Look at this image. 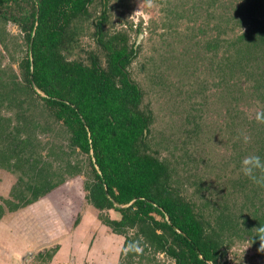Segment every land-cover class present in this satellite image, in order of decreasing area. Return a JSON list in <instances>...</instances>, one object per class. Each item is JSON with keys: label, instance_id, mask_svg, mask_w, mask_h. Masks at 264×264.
I'll return each mask as SVG.
<instances>
[{"label": "trees", "instance_id": "trees-1", "mask_svg": "<svg viewBox=\"0 0 264 264\" xmlns=\"http://www.w3.org/2000/svg\"><path fill=\"white\" fill-rule=\"evenodd\" d=\"M95 1L100 4L99 15L90 23L95 49L83 58H70L71 47L84 30L81 23L90 17L88 7ZM164 2L167 33L179 43L192 40L189 49L182 48L178 73L201 70L206 79L214 80L197 76L194 90L215 89L212 104L223 110L228 139L234 140L231 147L244 146L237 156L256 154L264 159V124L255 121L254 112L250 118L242 110L253 97L264 100V0ZM106 4L107 0H0V19L15 24L26 43L17 75H6L0 68V171L15 176L8 196L0 197V222L61 185L63 175H83L87 204L120 215L98 218L124 238L117 264H132L135 258L150 264L146 252L162 253L172 264H226L223 257L232 238L250 243L256 235L253 229L264 225V188L243 176L241 192L251 186L249 192H240L238 207L222 205L210 219L194 212L192 203L171 185L167 164L149 152L152 113L140 107L143 93L128 71L139 47L133 48L124 29L103 30ZM11 6L19 13L12 14ZM198 22L209 30H201ZM202 36L201 41L194 40ZM242 77L252 79L247 94L237 81L230 83ZM163 83L157 77L154 84ZM201 98L209 103L205 94ZM1 107L10 116L1 115ZM194 117L200 118L188 112L191 128L186 131L203 135ZM242 132L252 138L247 145L237 139ZM39 134L51 143L41 145ZM75 151L85 155L83 164L66 158ZM251 246L264 263L259 240Z\"/></svg>", "mask_w": 264, "mask_h": 264}, {"label": "rangeland", "instance_id": "rangeland-1", "mask_svg": "<svg viewBox=\"0 0 264 264\" xmlns=\"http://www.w3.org/2000/svg\"><path fill=\"white\" fill-rule=\"evenodd\" d=\"M164 1L153 0V6L148 7L146 3H142L143 0H107V23L103 25V30L113 32L124 29L131 43H135L137 35L141 34L136 45V48L139 47L138 55L129 65L128 71L142 90L140 107L152 113L153 121L146 139L150 147L149 152L167 164L172 176L171 185L185 200L192 203L194 212L210 219L211 215L219 211L220 206H231L236 203L238 207L242 202L240 182L243 175L239 172V167L244 156L237 155L244 150V146L240 147V150L231 147L234 140L228 139L223 110L212 104L215 100V97H212L215 89L207 88L203 93L194 90L193 81L202 75L199 72L201 70L193 74L191 71L184 75L178 73L179 60H182L185 51L182 48L185 45L186 49H189L192 40L179 43L167 33L164 24L167 26L168 23L165 22L163 10L168 4ZM99 10V1L88 7L90 17L81 23L84 30L78 36L77 43L71 47L70 58H83L87 51L95 49L92 36L94 29L90 23L95 22ZM9 11L12 14L19 13L14 6H11ZM5 15L9 14L5 12ZM213 22L212 19L208 24L211 25ZM196 26L197 24L193 25L194 28ZM198 26L201 30H209L205 24L200 25L198 22ZM0 37L3 40L0 43V68L6 75L11 73L17 75V64L23 57L26 46L22 34L15 24L10 21L3 23L0 19ZM202 39L204 36L194 40ZM170 50L173 52L170 53ZM170 57L174 59L171 60ZM164 58L166 59L163 60ZM204 70L207 74L214 75V72H209L208 67ZM157 77L163 79L166 85L154 84ZM201 78L206 79L204 75ZM206 81L212 83L214 80L207 78ZM235 81L246 94L252 89L250 87L252 79L245 80V77H242L241 80L233 79L230 83ZM204 94L207 97L205 101L209 103L202 100ZM263 102L264 100H254L253 97L250 106L242 110L245 115L250 116L252 109H259V106L264 108ZM235 110L241 112L239 106ZM188 112L190 116L200 117L194 118L197 123H201L203 135L194 136L186 131L191 128L186 122ZM217 113H221L223 119ZM1 115L10 116V113L4 112L1 107ZM39 139L41 145L45 141L50 140V143L52 141L41 134ZM48 147L49 145L46 146ZM44 151L46 152V149ZM65 156L73 162L75 160L80 164L85 162V155L77 151ZM63 176L64 182L50 193L18 212L2 217L0 261L9 259L8 263L9 253L13 251L18 252V264H117L124 238L111 233L98 218L104 216L108 219H119V213L113 210L99 212L87 204L82 189L83 175L70 178ZM14 182L13 174L0 171V197L8 196L9 188ZM250 186H247L246 190L242 189L241 193L249 192ZM255 204L259 206L257 201ZM155 218L159 219L158 216ZM75 219L79 222L73 226ZM92 223L94 228L91 226ZM79 230L87 232L85 236L90 238L89 241ZM127 232L128 235L132 233ZM232 241L233 243L225 249L223 259L226 264H264L246 239L232 238ZM145 254L148 255L150 264L173 263L162 253ZM140 263L135 258L132 264Z\"/></svg>", "mask_w": 264, "mask_h": 264}, {"label": "clouds", "instance_id": "clouds-1", "mask_svg": "<svg viewBox=\"0 0 264 264\" xmlns=\"http://www.w3.org/2000/svg\"><path fill=\"white\" fill-rule=\"evenodd\" d=\"M142 3H146L148 7L153 6V0H143ZM251 112H254V119L258 124H264V109H252ZM250 118H252L251 115ZM240 138H242L245 145L250 143L252 139L250 135L244 132L237 137V139ZM239 172L253 185L264 188V159H261L259 155L249 154L244 156L240 161ZM253 231L256 235L251 240L250 246L255 239H258L260 243L258 252L264 253V225L253 229Z\"/></svg>", "mask_w": 264, "mask_h": 264}, {"label": "crops", "instance_id": "crops-1", "mask_svg": "<svg viewBox=\"0 0 264 264\" xmlns=\"http://www.w3.org/2000/svg\"><path fill=\"white\" fill-rule=\"evenodd\" d=\"M91 226H92V228H94V225H93V223L91 224ZM80 228H82V226L80 227ZM97 228V227H96ZM86 231H88V230H86ZM79 232L81 233V234H83L84 236V238H86L87 240L88 239H90V238H88L87 236H85L86 235V233L87 232H84L83 230H79ZM104 232H102L101 234L102 235H104L103 234ZM108 238V237H107ZM109 239V238H108ZM108 239H107V242H108ZM89 241V240H88ZM88 244H90V242H88ZM94 248V247H93ZM96 248V247H95ZM15 251V250H14ZM85 251V250H84ZM86 251H89V249H86ZM96 251H97V248H96ZM91 253H92V251H90ZM9 255H10V261L7 263V261L9 260H3V259H1V262H0V264H2V263H4L5 262V264H18L17 263V261H18V252H10L9 253ZM77 263V262H76Z\"/></svg>", "mask_w": 264, "mask_h": 264}, {"label": "water", "instance_id": "water-1", "mask_svg": "<svg viewBox=\"0 0 264 264\" xmlns=\"http://www.w3.org/2000/svg\"><path fill=\"white\" fill-rule=\"evenodd\" d=\"M140 38H141V34H138V35H137V38H136V41H135V43H134L133 48H135L136 45L139 43V39H140Z\"/></svg>", "mask_w": 264, "mask_h": 264}]
</instances>
